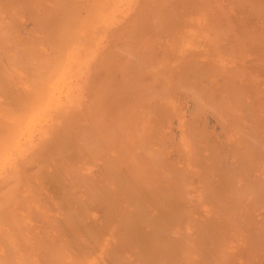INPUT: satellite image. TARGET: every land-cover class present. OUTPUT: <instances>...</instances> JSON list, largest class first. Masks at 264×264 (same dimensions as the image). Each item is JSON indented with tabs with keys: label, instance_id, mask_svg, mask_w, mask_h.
<instances>
[{
	"label": "rangeland",
	"instance_id": "obj_1",
	"mask_svg": "<svg viewBox=\"0 0 264 264\" xmlns=\"http://www.w3.org/2000/svg\"><path fill=\"white\" fill-rule=\"evenodd\" d=\"M0 264H264V0H0Z\"/></svg>",
	"mask_w": 264,
	"mask_h": 264
},
{
	"label": "bare ground",
	"instance_id": "obj_2",
	"mask_svg": "<svg viewBox=\"0 0 264 264\" xmlns=\"http://www.w3.org/2000/svg\"><path fill=\"white\" fill-rule=\"evenodd\" d=\"M220 40H221V39H220ZM239 40H240V39H239ZM230 41H231V40H230ZM241 41H242V40H241ZM242 44H243V43H242ZM220 45H221V44H220ZM237 45H238V44H237ZM239 46H240V45H239ZM225 48H226V47H225ZM229 48H230V47H229ZM226 49H227V48H226ZM225 53H227V51H226ZM153 54H154V52H153ZM155 54L157 55V52H155ZM158 54H159V53H158ZM230 54H231V52H230ZM237 54H238V53H237ZM150 57H153V56L150 55ZM154 57H156V56H154ZM233 57H234V56H233ZM239 57H240V56H239ZM235 58H236V57H235ZM159 59H160V58H159ZM243 59H244V58H243ZM154 60H155V59H154ZM154 60H153V61H154ZM205 65H207V64H205ZM200 66H201V65H200ZM126 67H127V66H126ZM126 67H125V69H126ZM128 67H129V66H128ZM128 67H127V68H128ZM203 67H204V66H203ZM153 68H154V67H153ZM125 69H124V70H125ZM160 69H161V68H160ZM178 69H179V68H178ZM178 69H177V70H178ZM198 69H199V68H198ZM198 69H197V70H198ZM201 69H202V68H201ZM170 71H171V70H170ZM200 71H201V70H200ZM136 72H137V71H136ZM136 72H135V73H136ZM129 74H130V73H129ZM241 74H242V73H241ZM244 74H245V73H244ZM212 75H213V74H212ZM154 77H155V76H154ZM136 78H137V76H136ZM245 78H246V77H245ZM153 79H154V78H153ZM166 79H167V78H166ZM195 79H196V78H195ZM164 80H165V79H164ZM184 81H185V80H184ZM192 81H193V80H192ZM206 81H207V80H206ZM3 82H4V80H3ZM137 82H138V81H137ZM168 82H169V81H168ZM200 82H201V81H200ZM203 82H204V81H203ZM4 83H5V82H4ZM180 84H181V82H180ZM235 84H236V82H235ZM230 85H231V84H230ZM200 86H201V85H200ZM128 87H129V86H128ZM247 87H248V86H247ZM190 88H191V87H190ZM256 88H257V86H256ZM244 89H245V88H244ZM184 90H185V88H184ZM242 90H243V89H242ZM248 90H249V89H248ZM256 90H257V89H256ZM191 91H192V90H191ZM150 92H151V91H150ZM188 92H189V91H188ZM201 92H202V91H201ZM216 92H217V91H216ZM248 92H249V91H248ZM191 93H192V92H191ZM207 93H208V92H207ZM235 93H236V92H235ZM10 94H11V93H10ZM10 94H9V95H10ZM188 94H189V93H188ZM7 95H8V94H7ZM9 95H8V96H9ZM182 95H183V94H182ZM244 95H245V94H244ZM10 96H11V95H10ZM10 96H9V97H10ZM208 96H210V95H208ZM200 97H201V96H200ZM257 98H258V97H257ZM194 99H195V98H194ZM195 100H196V99H195ZM197 101H199V100H197ZM201 101H202V100H201ZM257 101H258V100H257ZM230 102H231V101H230ZM253 102H254V100H253ZM151 103H152V102H151ZM208 103H209V102H208ZM197 104H198V103H197ZM203 104H204V103H203ZM155 105H156V104H155ZM214 107H215V106H214ZM246 108H247V107H246ZM234 109H235V108H234ZM257 109H258V108H257ZM235 110H236V109H235ZM250 110H251V109H250ZM156 112H157V111H156ZM218 112H219V111H218ZM161 113H162V112H161ZM244 113H245V112H244ZM257 114H258V113H257ZM136 115H137V114H136ZM218 115H219V114H218ZM244 116H245V115H244ZM218 117H219V116H218ZM249 117H250V116H249ZM161 118H162V117H161ZM247 119H248V118H247ZM249 119H250V118H249ZM137 121H138V120H137ZM161 122H162V121H161ZM249 122H250V121H249ZM256 123H257V122H256ZM134 124H135V123H134ZM260 124H261V123H260ZM145 130H146V129H145ZM103 134H104V133H103ZM147 135H149V134H147ZM135 136H136V135H135ZM170 136H171V135H170ZM256 136H257V135H256ZM146 137H147V136H146ZM152 137H153V136H152ZM148 139H149V138H148ZM173 139H174V138H173ZM254 139H256V138H254ZM195 140H196V139H195ZM59 141H60V139H59ZM108 141H109V140H108ZM135 141H136V139H135ZM140 141H141V140H140ZM140 141H139V142H140ZM197 141H198V140H197ZM213 142H214V141H213ZM253 142H254V141H253ZM135 143H136V142H135ZM209 143H210V142H209ZM193 144H194V143H193ZM212 144H213V143H212ZM57 145H58V144H57ZM149 145H150V144H149ZM161 145H162V144H161ZM210 146H211V145H210ZM212 146H213V145H212ZM134 147H135V146H134ZM164 147H165V146H164ZM102 148H103V147H102ZM105 148H106V147H105ZM106 149H107V148H106ZM108 149H109V148H108ZM213 149H214V148H213ZM102 150H103V149H102ZM213 151H214V150H213ZM163 152H164V151H163ZM120 153H121V152H120ZM256 153H257V152H256ZM143 154H144V153H143ZM145 154H146V153H145ZM152 154H153V153H152ZM158 155H159V154H158ZM161 155H162V154H161ZM149 156H150V155H149ZM127 157H128V156H127ZM248 157H249V156H248ZM129 158H131V157H129ZM153 158H155V157H153ZM184 158H185V157H184ZM217 158H218V157H217ZM108 159H109V158H108ZM244 159H245V157H244ZM109 160H111V159H109ZM156 160H157V159H156ZM245 161H246V160H245ZM110 162H111V161H110ZM218 162H219V161H218ZM237 162H238V161H237ZM109 164H110V163H109ZM114 164H115V163H114ZM138 164H139V163H138ZM256 164H257V163H256ZM111 165H112V163H111ZM142 165H143V164H142ZM258 165L260 166V164H258ZM115 166H116V164H115ZM143 166H144V165H143ZM147 166H148V165H147ZM156 166H157V165H156ZM145 167H146V166H145ZM149 167H150V166H148V168H149ZM251 167H252V166H251ZM116 168H117V167H116ZM139 168H140V167H139ZM241 168H242V167H241ZM154 169H155V167H154ZM154 169H153V171H154ZM116 170H117V169H116ZM116 170H114V171L116 172ZM151 170H152V169H151ZM160 170H161V169H160ZM210 170H211V169H210ZM112 171H113V170H112ZM149 171H150V170H149ZM153 171H152V172H153ZM207 171H208V170H207ZM242 171H243V170H242ZM112 173H114V172H112ZM228 173H229V172H227V174H228ZM53 174H54V173H53ZM183 174H185V173H183ZM188 174H189V173H188ZM224 174H226V173H224ZM224 174H223V175H224ZM227 174H226V175H227ZM242 174H243V173H242ZM55 175H56V174H55ZM129 175H130V174H129ZM159 175H160V174H159ZM49 176H50V175H49ZM51 176H52V175H51ZM51 176H50V177H51ZM117 176H118V175H117ZM117 176H116V177H117ZM169 176H170V175H169ZM232 176H233V175H232ZM40 177H41V176H40ZM50 177H49V178H50ZM121 177H123V176H121ZM121 177H120V178H121ZM225 177H226V176H225ZM53 178H54V177H53ZM128 178L131 179L130 176H129ZM142 178H143V181H144V180H145V177H142ZM174 178H175V177H174ZM174 178H173V179H174ZM223 178H224V177H223ZM232 178H233V177H232ZM44 179H45V178H44ZM226 179H227V178H226ZM49 180H50V179H49ZM53 180H54V179H53ZM118 180H120V179H118ZM122 180H123V179H122ZM128 180H129V179H128ZM128 180H127V181H128ZM146 180H147V179H146ZM115 181H116V178H115ZM129 181H130V180H129ZM140 181H141V180H140ZM153 181H154V180H153ZM226 181H227V180H226ZM54 182H55V181H54ZM119 182H120V181H119ZM131 182H133V180H131ZM148 182H149V181H147V183H148ZM210 182H211V181H210ZM126 183H127V182H126ZM129 183H130V182H129ZM139 183H140V182H139ZM141 183H142V182H141ZM147 183H146V184H147ZM151 183H152V182H151ZM120 184H121V183H120ZM131 184H132V183H131ZM154 184H155V183H154ZM154 184H153V185H154ZM56 185H57V184H55V186H56ZM127 185H128V184H127ZM53 186H54V185H53ZM133 186H134V184H132L131 188H132ZM145 186H146V185H145ZM157 186H158V185H157ZM157 186H156V187H157ZM50 187H51V186H50ZM222 187H223V186H222ZM53 188H54V187H53ZM55 188H56V187H55ZM55 188H54V189H55ZM131 188H129V189H131ZM137 188H138V187H137ZM150 188H151V187H150ZM170 188H171V187H170ZM170 188H169V190H170ZM218 188H219V187H218ZM50 189H52V188H50ZM162 189H163V188H162ZM215 189H216V188H215ZM52 190H53V189H52ZM148 190H151V189L148 188ZM148 190H147V191H148ZM159 190H160V189H159ZM221 190H222V188H221ZM61 191H62V190H61ZM63 191H64V190H63ZM63 191H62V192H63ZM133 191H134V190H133ZM157 191H158V190H157ZM164 191H165V190H164ZM172 191H173V190H172ZM216 191H218V190H216ZM148 192H149V191H148ZM158 192H159V191H158ZM175 192H176V191H175ZM225 192H226V191H225ZM135 193H136V192H135ZM143 193H144V192H143ZM154 193H155V195H156V192H154ZM163 193H164V192H163ZM178 193H179V192H178ZM226 193H227V192H226ZM157 194H158V193H157ZM168 194H169V192H168ZM133 195H134V194H133ZM164 195H165V194H164ZM218 195H219V194H218ZM139 196H140V195H139ZM145 197L148 198L147 196H145ZM166 197H167V196H166ZM118 200H119V199H118ZM115 201H116V199H115ZM107 203H108V202H106V203H104V204H107ZM117 205H118V202H117ZM117 205H115V203L113 204L114 207L116 206L115 208H116L117 211H118L119 209L117 208ZM158 205H159V204H158ZM119 207H120V206H119ZM154 207H156V206H154ZM157 207H158V206H157ZM162 207H163V206H162ZM113 209H114V208H113ZM113 209H112V210H113ZM160 209H161V208H160ZM110 210H111V209H110ZM112 210L110 211V212H112L111 216H112L113 213H114V211H112ZM122 210H123V209H121V213L123 212ZM156 210H157V209H156ZM158 211L160 212L159 209H158ZM161 211H163V210H161ZM110 212H109V213H110ZM108 215H109V214H108ZM117 216H118V215H117ZM119 216H120V215H119ZM108 217H109V216H108ZM120 217H121V216H120ZM109 218H110V217H109ZM118 219H119V218H118ZM128 219H129V218H128ZM110 223H111V222H110ZM111 225H112V224H111ZM115 228H116V227H115ZM131 228H132V227H131ZM105 229H106V228H105ZM109 230H110V227H109ZM113 231H114V230H113ZM113 231H112V232H113ZM127 231H128V229H127ZM129 231H130V230H129ZM104 232H106V230H105ZM112 232L110 233L111 235H112ZM78 233H80V232H78ZM86 233H87V232H86ZM98 233H99V232H98ZM100 233H102V232L100 231ZM113 233L116 234V232H113ZM129 233H130V234H128L129 236H130V235H134L133 232L131 233V231H130ZM81 234H82V233H81ZM90 234H91V232H90ZM67 235H68V234H67ZM73 235H74V234H73ZM82 235H84V234H82ZM88 235H89V234H88ZM88 235H87V236H88ZM128 235H126V236H128ZM77 236H78V234H77ZM101 236H103V234H101ZM112 236H113V235H112ZM112 236H110V237H112ZM115 236H117V235H115ZM115 236H113V237H115ZM129 236H128V237H129ZM89 237H92V236L90 235ZM118 237H119V236H118ZM79 238H80V237H79ZM83 238H84V236H83ZM127 239H129V238H127ZM72 240H73V239H72ZM83 240H84V239H83ZM102 240H103V239L100 240V237H98V235H97L96 238H94V236H93V237H92V240H90V241H91V246L89 245L90 247H89V248L87 247L88 249L83 247V248L81 249V253H82V254H83V253H84V254L86 253L87 255H89V257L92 256V253L94 254L95 251L97 250L98 242H99V241L102 242ZM104 240H105V239H104ZM123 240H124V239H123ZM118 241H119V240H118ZM70 242H71V240H70ZM82 242H83V241H82ZM85 243H86V241H85ZM85 243H84V244H85ZM89 243H90V242H89ZM87 244H88V243H87ZM94 244H95V245H94ZM74 245H75V244H74ZM71 246H72V245H71ZM78 246H79V245H78ZM78 246H77V247H78ZM102 246H103V245H102ZM80 247H81V246H80ZM78 250H79V248H78ZM115 256H116V254H115ZM88 260H89V259H88Z\"/></svg>",
	"mask_w": 264,
	"mask_h": 264
}]
</instances>
